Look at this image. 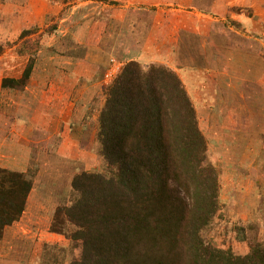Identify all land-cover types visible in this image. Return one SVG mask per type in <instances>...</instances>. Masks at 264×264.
<instances>
[{
	"label": "rangeland",
	"instance_id": "rangeland-1",
	"mask_svg": "<svg viewBox=\"0 0 264 264\" xmlns=\"http://www.w3.org/2000/svg\"><path fill=\"white\" fill-rule=\"evenodd\" d=\"M129 1L0 0V85L3 79L20 80L32 65L25 85H12L11 92L0 96V165L16 157L32 183L25 213L0 240V264H70L79 257L77 246L51 233L50 226L56 209L72 201L73 177L104 171L96 134L105 91L115 77L112 69L119 72L128 57L137 59L143 48L145 53L155 43L161 46L160 39L169 43L174 38L164 31L144 45L142 36L145 40L149 26L163 16L156 14V7H130ZM200 1L197 8L204 11L206 3ZM258 1L243 0V30L226 20L205 29L206 35L180 31L175 61H139L176 74L203 73L202 83L194 85L177 75L193 105L199 99L210 105L222 93L219 86L227 76H219L222 61L211 58L212 52L224 47L223 35H243V106L228 109V119L235 116L237 124L210 123L222 109L194 106L220 184L219 216L202 236L214 247L241 256L251 244L264 243V12L248 8ZM165 2L173 6L158 8L178 9L175 5L181 4ZM132 16L139 24L128 22ZM33 29L35 33L21 37ZM232 67L228 76L238 79L240 61L232 59ZM80 107L79 118H73ZM13 120L18 121L17 133Z\"/></svg>",
	"mask_w": 264,
	"mask_h": 264
},
{
	"label": "trees",
	"instance_id": "trees-1",
	"mask_svg": "<svg viewBox=\"0 0 264 264\" xmlns=\"http://www.w3.org/2000/svg\"><path fill=\"white\" fill-rule=\"evenodd\" d=\"M31 72L28 64L20 80L2 86L25 85ZM96 139L104 171L73 177L72 201L50 226L79 249L70 264H264V243L241 256L202 236L220 213L219 173L174 71L124 63L106 88ZM31 188L22 173L0 168V240Z\"/></svg>",
	"mask_w": 264,
	"mask_h": 264
},
{
	"label": "crops",
	"instance_id": "crops-1",
	"mask_svg": "<svg viewBox=\"0 0 264 264\" xmlns=\"http://www.w3.org/2000/svg\"><path fill=\"white\" fill-rule=\"evenodd\" d=\"M30 1L32 0H29V2ZM204 1L207 7L205 8L204 11L197 8V6L202 3L200 0H181V4L175 5L176 7H178V9H169V10L166 9L165 11L163 10V8H158V7L161 5L173 6L172 3L170 4V2H167L169 3L167 5L165 4L166 3L165 0H130L129 1L130 7H137V6L156 7L157 9L156 14L158 13L157 15L163 16L161 17V19L159 18V21L153 22L149 26V29L146 30L148 34L145 40H144L145 35L142 36L144 45H146L145 43L149 41L150 37H155L160 34L163 35L164 31L173 33L174 38H173V41L169 43H168L169 40L166 41L165 39H160L159 42L161 43V46L158 47L157 43H155L154 48H151L150 50H146L145 53H144V48H143L142 54L140 53L137 59H132L131 57H128L129 60H134V61L139 62L141 60L144 61V60H149L152 58V59H157V60L159 59L161 61L163 60L175 61L176 55H177V54L175 55V51L177 52L178 50V43L180 41L179 40L180 31L181 32L187 31L192 34H196L198 36L206 35L204 31L205 29H207V31L210 28L215 29L216 23H220L222 21L225 22L226 20H231L237 23L240 26L241 30H243V0H231V1L230 0H208V3H207V0H204ZM234 8H238L239 13L231 14L230 11ZM248 8H250L253 13L260 12V11L264 12V2L261 3L259 0L255 4V7L253 5H250L248 6ZM164 12L166 15H163ZM176 16H177V19L174 20ZM213 17H214V20L212 19ZM205 18L210 19V20H206ZM136 19L137 18L135 16H132L128 22L135 23ZM137 23L139 24V20H137L136 24ZM131 25H134V24H131ZM136 28H139V27L136 25ZM144 30L145 28L141 31L142 34L144 33ZM209 37L212 38V36H209ZM221 39H222V44H224V47L217 48L214 52H212L213 55L211 58H214L217 61H222L220 62V64L223 65L221 66V69L223 72H219L220 73L219 76L223 78L227 75L225 77L226 81H223V83L220 84L219 86L220 90L222 89V93L219 95L218 98L213 99L210 102V105L207 104L208 106L204 103V101L200 99L197 100L199 101L198 103L194 102L195 103L194 106L195 107H210V108L212 107V108L222 109L220 113L218 112V117L215 116V118L211 117V119H209L210 123L217 124V125L229 124V123L237 124L239 119L237 118L235 120L236 118L235 116H233L232 120L228 119L229 114H230L229 112L230 110L228 109L235 108L237 105L243 106V35H241V37L239 38L238 37L233 38L231 37V34L227 37L223 35ZM232 39H236L235 44L234 43L232 44ZM234 45H239V47H233ZM232 59L234 61L235 60L240 61V68L238 71L239 78L234 79V80H232L228 76V73H230V75H232L233 73ZM180 71L181 73L177 72V74L185 78L186 81L189 82L191 85L200 84L203 81L202 79L204 77L203 73L199 74L196 71H192V72H189V71L184 72L183 70H180ZM73 72L74 73L72 74H75V71ZM237 82L239 83V86L235 85V83ZM11 90L12 89L10 87H5V86L3 87L2 82H1L0 96H5V92H11ZM197 111H200V110L197 109ZM81 112H82V107H80V110L78 111V113L72 115L73 118L78 119L79 118L78 114L79 113L81 114ZM220 115H223L224 118L222 116L220 117ZM13 121L15 124L14 125L15 133H17L16 126L18 127V124H17L18 121L16 120H13ZM11 158H13V156H11ZM20 163L22 162L21 161L19 162V160L15 157V159L14 158L9 159L7 160L6 163L1 164L0 168L7 169L10 171H14V172H19L25 175V173L27 172V167H24V164L23 163L20 164ZM31 192H32V189L30 193ZM28 199H27L26 206L28 205ZM25 210H26V207H25ZM24 213L25 211L23 212V214ZM8 228L5 229L4 233H6V230Z\"/></svg>",
	"mask_w": 264,
	"mask_h": 264
},
{
	"label": "built area",
	"instance_id": "built-area-1",
	"mask_svg": "<svg viewBox=\"0 0 264 264\" xmlns=\"http://www.w3.org/2000/svg\"><path fill=\"white\" fill-rule=\"evenodd\" d=\"M112 63H114V61H112ZM118 72V68H113L112 72H111V76H115V74Z\"/></svg>",
	"mask_w": 264,
	"mask_h": 264
}]
</instances>
